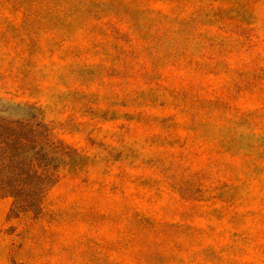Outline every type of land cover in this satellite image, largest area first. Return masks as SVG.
Segmentation results:
<instances>
[{
  "label": "rangeland",
  "instance_id": "obj_1",
  "mask_svg": "<svg viewBox=\"0 0 264 264\" xmlns=\"http://www.w3.org/2000/svg\"><path fill=\"white\" fill-rule=\"evenodd\" d=\"M0 172V264H264V0H0Z\"/></svg>",
  "mask_w": 264,
  "mask_h": 264
},
{
  "label": "trees",
  "instance_id": "obj_2",
  "mask_svg": "<svg viewBox=\"0 0 264 264\" xmlns=\"http://www.w3.org/2000/svg\"><path fill=\"white\" fill-rule=\"evenodd\" d=\"M31 171H32V173H33L34 175H36V173H35V171H33V169H30V170L28 169L26 173H29V172H31ZM20 175H23V173H21ZM25 175H26V174H25ZM18 176H19L18 174H15V175H14V173H13V174H12V179L15 180L16 178H18ZM26 176H27V175H26ZM2 177H4V176H3V173L0 172V179H1ZM15 182H20V181L15 180ZM0 183H2V180H0ZM5 183H6V182H5ZM0 187H1V186H0Z\"/></svg>",
  "mask_w": 264,
  "mask_h": 264
}]
</instances>
